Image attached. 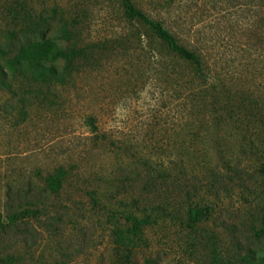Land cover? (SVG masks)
<instances>
[{
  "label": "rangeland",
  "instance_id": "rangeland-1",
  "mask_svg": "<svg viewBox=\"0 0 264 264\" xmlns=\"http://www.w3.org/2000/svg\"><path fill=\"white\" fill-rule=\"evenodd\" d=\"M133 1L203 70L130 20L123 0H0L8 56L41 44L72 57H42L58 83L0 86V257L264 264V0ZM191 208L211 211L192 222ZM133 218L147 220L135 238Z\"/></svg>",
  "mask_w": 264,
  "mask_h": 264
},
{
  "label": "trees",
  "instance_id": "trees-1",
  "mask_svg": "<svg viewBox=\"0 0 264 264\" xmlns=\"http://www.w3.org/2000/svg\"><path fill=\"white\" fill-rule=\"evenodd\" d=\"M123 6L125 10V15L133 21H139L149 30H151L159 40L168 46V48L176 54L179 58L187 61L188 63L194 65L199 71L204 68V63L201 55L194 50H191L181 44L175 35L166 28V26L158 20L153 19L145 11L139 8L133 0H123ZM55 11L50 19H55ZM47 23L49 20H45ZM61 36L65 40L70 39V32L67 24L64 20H61ZM16 34L12 33L11 36H6L5 39L12 40V37ZM16 37V36H15ZM49 45L43 47L41 44L23 47L22 50L13 56H8L6 51L2 49L0 44V86L12 90L13 82L18 79L27 80L29 83L36 84L38 82H51L58 83L63 75L62 71H58L54 67H47L42 61L44 55H48L50 59L63 58L67 62V67L72 64L71 51H65L63 48H56L53 52H49ZM9 49H15L13 45L9 46ZM49 52V54H48ZM33 93L30 90L23 93V99H26L25 95ZM264 173V168L262 169ZM64 168L58 169L54 174L50 175L47 179V187L52 192H58L63 184V179L65 177ZM211 211L209 208H191L190 220L195 222L204 216L207 212ZM18 216H13L10 219L15 221ZM134 225L130 229L132 237H139L143 231V225L147 220H140L138 218H133ZM0 226H2L1 214H0ZM257 235L259 237H264V217L262 224L257 230ZM12 258H2L0 257V264L7 263L12 264Z\"/></svg>",
  "mask_w": 264,
  "mask_h": 264
}]
</instances>
